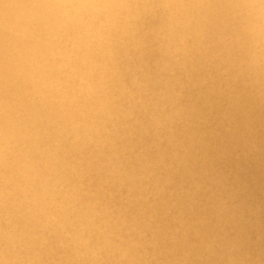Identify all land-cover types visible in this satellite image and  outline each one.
<instances>
[{
	"label": "clouds",
	"instance_id": "1",
	"mask_svg": "<svg viewBox=\"0 0 264 264\" xmlns=\"http://www.w3.org/2000/svg\"><path fill=\"white\" fill-rule=\"evenodd\" d=\"M0 264H264V0H0Z\"/></svg>",
	"mask_w": 264,
	"mask_h": 264
}]
</instances>
